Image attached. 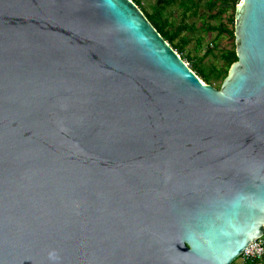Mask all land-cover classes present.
<instances>
[{
	"label": "water",
	"instance_id": "water-1",
	"mask_svg": "<svg viewBox=\"0 0 264 264\" xmlns=\"http://www.w3.org/2000/svg\"><path fill=\"white\" fill-rule=\"evenodd\" d=\"M204 82L132 0H0V264H231L264 234V0Z\"/></svg>",
	"mask_w": 264,
	"mask_h": 264
},
{
	"label": "trees",
	"instance_id": "trees-1",
	"mask_svg": "<svg viewBox=\"0 0 264 264\" xmlns=\"http://www.w3.org/2000/svg\"><path fill=\"white\" fill-rule=\"evenodd\" d=\"M132 1L139 6L147 19L180 54V57L189 63L188 66L192 71L204 82L220 87L227 76L229 67L237 60L234 44V12L238 0H156L150 3L149 10L141 5V0ZM174 12H179L182 16L178 22L175 21ZM187 17L195 19L187 22L185 20ZM196 18L201 19L199 25L195 21ZM194 32H197L195 38L198 48L191 52L187 46L193 35L190 36L188 33L194 34ZM210 32L215 33V37L208 41L212 46H207L204 53L199 55V49L203 48V42ZM221 36L227 37L230 44L221 48L216 61L211 60L207 63L204 61L205 58L209 54L215 56L213 50L217 47V38ZM261 238L264 241V234ZM260 262H264V258L242 261L241 264H259ZM233 263L234 261L231 262Z\"/></svg>",
	"mask_w": 264,
	"mask_h": 264
},
{
	"label": "rangeland",
	"instance_id": "rangeland-1",
	"mask_svg": "<svg viewBox=\"0 0 264 264\" xmlns=\"http://www.w3.org/2000/svg\"><path fill=\"white\" fill-rule=\"evenodd\" d=\"M156 0H141V5L143 6V7H145L147 10H149V5H150V3H154ZM139 7V6H138ZM173 10H174V8H173ZM175 11H177V10H175ZM174 14L176 15V19H175V21H179L180 19H181V15H180V13L179 12H174ZM205 18V17H204ZM193 19H195L194 17H187L185 20L187 21V22H191ZM210 20V18H207V20ZM196 23H197V25H199L200 23H201V19H197L196 18ZM212 21V20H211ZM190 36H192L191 37V42L189 43V45L187 46V49L188 50H191V52H194V50H197V44H196V38H195V36L197 35V32H194V34H192V33H188ZM215 37V33L213 32H210V33H208L207 34V41L205 40L204 42H203V48L200 50L199 49V55H202L203 53H204V51H205V49L207 48V46L208 47H211L212 46V44H211V42H208V41H210L212 38H214ZM207 42H208V44H207ZM216 42H217V47H215L214 48V50H213V53H214V55L216 56H213L212 54H209L208 56H207V58H205V60L204 61H206L207 63L209 62V61H211V60H213V61H216L217 60V55L220 53V51H221V48H223V47H225V46H228L229 44H230V40L227 38V37H224V36H221V37H219V38H217V40H216ZM180 55V54H179ZM185 61V60H184ZM187 64H189L187 61H185ZM213 86H215V85H213ZM216 87V86H215ZM242 258H241V256H239V257H237V259H235L234 260V263L233 264H241L242 263ZM259 264H264V262H260Z\"/></svg>",
	"mask_w": 264,
	"mask_h": 264
},
{
	"label": "built area",
	"instance_id": "built-area-1",
	"mask_svg": "<svg viewBox=\"0 0 264 264\" xmlns=\"http://www.w3.org/2000/svg\"><path fill=\"white\" fill-rule=\"evenodd\" d=\"M240 256L243 261L264 258V241L262 238L252 240Z\"/></svg>",
	"mask_w": 264,
	"mask_h": 264
}]
</instances>
